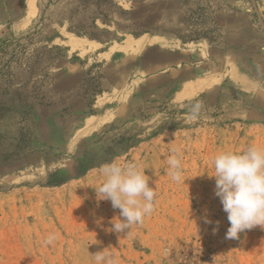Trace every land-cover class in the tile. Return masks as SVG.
I'll return each mask as SVG.
<instances>
[{"label": "rangeland", "instance_id": "obj_1", "mask_svg": "<svg viewBox=\"0 0 264 264\" xmlns=\"http://www.w3.org/2000/svg\"><path fill=\"white\" fill-rule=\"evenodd\" d=\"M249 146L264 148V0H0V264H264V229L226 239L214 195L212 157ZM111 162L156 192L121 233L95 190Z\"/></svg>", "mask_w": 264, "mask_h": 264}, {"label": "clouds", "instance_id": "obj_2", "mask_svg": "<svg viewBox=\"0 0 264 264\" xmlns=\"http://www.w3.org/2000/svg\"><path fill=\"white\" fill-rule=\"evenodd\" d=\"M202 103L197 101L189 109V121L198 118ZM179 149H173L167 159L168 174L172 180L185 182L182 176ZM214 168V195L230 224L225 238L237 239L245 230L259 226L264 229V148L249 146L239 153L222 151L211 159ZM104 181L96 190L99 200H109L120 218L114 217L112 231L121 233L132 225L143 222L154 209L156 192L149 186V177L134 163L111 162L101 169ZM211 223V221H206ZM215 231V229H214ZM49 238V242H51ZM98 264H112L103 251L95 254Z\"/></svg>", "mask_w": 264, "mask_h": 264}, {"label": "crops", "instance_id": "obj_3", "mask_svg": "<svg viewBox=\"0 0 264 264\" xmlns=\"http://www.w3.org/2000/svg\"><path fill=\"white\" fill-rule=\"evenodd\" d=\"M217 1L221 2L226 8H230L231 4L235 2H239V3L246 2V0H217ZM238 22H240V19L238 20Z\"/></svg>", "mask_w": 264, "mask_h": 264}]
</instances>
